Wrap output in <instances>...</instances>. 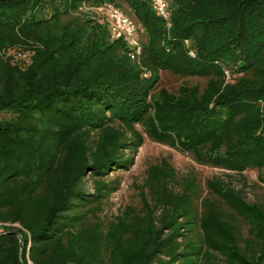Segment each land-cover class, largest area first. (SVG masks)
I'll list each match as a JSON object with an SVG mask.
<instances>
[{
	"label": "trees",
	"instance_id": "16d2710c",
	"mask_svg": "<svg viewBox=\"0 0 264 264\" xmlns=\"http://www.w3.org/2000/svg\"><path fill=\"white\" fill-rule=\"evenodd\" d=\"M86 1L140 24L135 58L75 14ZM168 6L169 24L149 0H0V264H264V201L219 176L151 164L139 205L99 216L137 125L201 164L264 169V0ZM161 70L205 83L157 89Z\"/></svg>",
	"mask_w": 264,
	"mask_h": 264
},
{
	"label": "rangeland",
	"instance_id": "374dc122",
	"mask_svg": "<svg viewBox=\"0 0 264 264\" xmlns=\"http://www.w3.org/2000/svg\"><path fill=\"white\" fill-rule=\"evenodd\" d=\"M106 2L112 3L109 1ZM95 6L96 3L94 2H83L79 11L75 14L83 17L95 18L101 23H107V18L103 13L98 12ZM119 8L122 9L121 7ZM127 15L131 17L137 25L136 39L140 44L144 37L143 30L131 14L127 13ZM196 83L204 85L205 79L198 76L178 75L170 70H161L159 72L157 89L164 87L170 91H174L182 84L192 85ZM137 128L142 130L144 141L141 146H139L134 156L133 165L128 170H116L104 177L105 181L116 182L117 189L111 193L110 197L104 202L99 212L100 217L110 219L113 215L117 214L121 208L126 206H138L139 188L144 182L147 167L151 164H158L163 161L168 162L179 176L192 174L202 186V189H204L207 179L219 176L229 181L236 188L241 189L248 201H264V184L259 180V175H264V169L258 170L256 168H250L245 170L242 175H239L208 164H201L196 161L189 152L182 151L167 143L153 139L144 130L142 125H137ZM93 184V178L90 176L84 178L83 188L86 192L92 193L94 191ZM204 194L205 191L203 190V195Z\"/></svg>",
	"mask_w": 264,
	"mask_h": 264
},
{
	"label": "built area",
	"instance_id": "2783aa9c",
	"mask_svg": "<svg viewBox=\"0 0 264 264\" xmlns=\"http://www.w3.org/2000/svg\"><path fill=\"white\" fill-rule=\"evenodd\" d=\"M154 11L169 24V0H149ZM96 10L103 13L109 23V32L112 38H121L129 47L128 53L135 58L140 50L136 39L137 25L134 20L112 3H102L95 6Z\"/></svg>",
	"mask_w": 264,
	"mask_h": 264
},
{
	"label": "water",
	"instance_id": "95a60500",
	"mask_svg": "<svg viewBox=\"0 0 264 264\" xmlns=\"http://www.w3.org/2000/svg\"><path fill=\"white\" fill-rule=\"evenodd\" d=\"M22 250V249H21Z\"/></svg>",
	"mask_w": 264,
	"mask_h": 264
}]
</instances>
